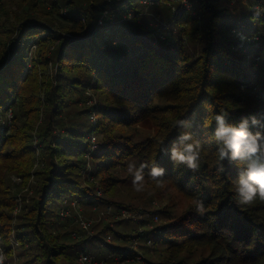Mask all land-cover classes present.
Returning <instances> with one entry per match:
<instances>
[{"label": "trees", "instance_id": "trees-1", "mask_svg": "<svg viewBox=\"0 0 264 264\" xmlns=\"http://www.w3.org/2000/svg\"><path fill=\"white\" fill-rule=\"evenodd\" d=\"M141 1L48 0V8L59 11L64 26L56 28L39 14H16L11 28L0 23L2 249L12 257L9 239L17 197L11 185L22 192L33 177L29 205L26 197L31 195H23L27 202L20 216L24 223L17 226L22 229L16 232L19 246H34L38 253L31 262L36 264H74L79 253L64 242L70 234H56L49 227L60 221L68 201L111 208L115 214L143 209L119 194V184L124 186L128 178L127 164L135 162L146 163V173L154 165L163 167L164 185L189 201H203L207 211L200 215L189 206L175 217L166 210L143 209L137 235H122L110 223L100 233L111 231L114 239L123 236L127 242L149 239L158 260L149 258L150 251L145 254L154 264H264V202L236 203L234 182L243 165L219 162L212 137L214 115L221 110L233 124L264 113V37L259 44L241 43L232 34L233 29L247 36L264 32V17L252 21L248 11L264 0H187L191 9L182 0H149L150 5ZM21 2L32 10L40 4ZM232 2L237 5L231 8ZM116 7L120 23L106 19L90 32L92 21ZM0 13L8 16L2 0ZM129 13L134 20L123 21ZM148 14L161 16L177 33L158 38L157 31L145 25L153 20ZM63 33L83 37L70 40ZM92 96L100 104L86 107ZM9 111L12 117L6 125ZM193 117V126L186 130L202 142L195 172L175 164L162 150L177 140L175 120ZM148 125L155 131L145 135L140 128ZM93 136L98 137L95 144ZM98 145L106 152L95 158ZM147 185L157 184L149 179ZM150 213L163 215V223L156 225ZM123 222L129 227L134 223L119 224ZM115 252L133 253L128 247Z\"/></svg>", "mask_w": 264, "mask_h": 264}, {"label": "rangeland", "instance_id": "rangeland-1", "mask_svg": "<svg viewBox=\"0 0 264 264\" xmlns=\"http://www.w3.org/2000/svg\"><path fill=\"white\" fill-rule=\"evenodd\" d=\"M5 6L6 11L8 12V16L2 15L0 13V23L6 24L8 28H11V25L16 24L17 19H15L16 14L21 15L22 17L27 16H36L39 14V17L43 21H50L53 22L54 27L60 28L64 26V20L59 11H53L49 7L48 0H39L40 4L37 9L32 10L31 7L27 3H22L21 0H2ZM95 3H105L107 0H93ZM236 2L238 0H235ZM142 3L151 4L149 0H142ZM235 3H230L229 6L232 8ZM87 5L85 2L83 5ZM237 5V4H236ZM235 5V6H236ZM51 12V15H47L46 12ZM60 13H63L60 12ZM146 17V16H145ZM144 17V18H145ZM147 17H151L153 20H150L149 23L145 24L148 29L152 31H157L156 35L159 38L160 35H163V38L166 39L167 35H173V33H177L173 30V26H169L167 29H164V26H167L166 23L161 21V16L148 14ZM48 18V19H47ZM159 29H162L161 32H158ZM86 31V30H85ZM65 34V33H63ZM74 36L71 40H79L83 36L74 35L73 33H66L65 36L69 38V36ZM85 35V34H83ZM187 41V40H186ZM258 46V45H257ZM256 46V47H257ZM33 51V49H32ZM91 94V93H90ZM83 104V103H82ZM100 103L97 102L96 97L92 96V98L87 100L86 107L92 108L93 106L99 105ZM12 114L9 111L7 114V119L4 120L5 124L8 125L9 119L11 120ZM140 131L146 135L154 133V127L148 125L146 129L140 128ZM98 141V137L96 143ZM105 149L98 145L93 153L95 158H99L101 155L105 153ZM128 174V172H127ZM127 175H123L122 179H126ZM20 180V179H19ZM18 180V182H20ZM15 181V179H14ZM17 181V179H16ZM29 186H27L22 192H19L20 189L15 187L14 182L11 185V192L13 195H16L17 199H19L20 211L16 212L17 204L14 207L13 214H12V221H11V229L13 233L10 236L9 244L12 247L13 254L12 257H9L5 252L7 259L5 260L4 264H36V261H32L31 259L37 255L34 246L30 243L26 242L25 248H21L19 246V241L16 239V232L22 231L21 228L17 227L20 224L24 223L22 220L20 221V216L23 213V208L25 207L24 201L25 198L23 195H31L30 197L27 196V204L29 205L32 200V187L36 184L34 178L30 179ZM85 186H89V183H86ZM17 188V190H16ZM96 192L99 191V187L97 186L95 189ZM157 191V192H156ZM101 194H98L101 197H104L103 191H100ZM119 194L128 196V199L132 202L140 203L142 206L140 208L151 210V211H168L171 213L172 216L178 217L180 213L184 212L188 209V207H193V202L189 201L182 195H180L177 191L168 188L166 185L163 187L159 185L155 186H148L147 184L141 191H136L131 185V177L125 181V185L119 184ZM16 199V201H17ZM142 200V201H140ZM25 202V203H26ZM73 203H76L75 206ZM72 205V206H71ZM66 209L64 215L58 217L60 220L56 225H51L49 230L53 233H69L70 238L69 240H65V244L70 245L73 247L74 251H78L79 255L75 259L74 264H79V256L81 254H89L92 257V262L90 264H154L148 260L145 251H150L149 258L151 257L153 261H157L158 257L153 250V242L145 241V238L136 239L135 237L130 239L128 242L123 238V236L117 240L113 238V234L111 231H106L100 233L103 230V227L106 223H110V228L116 231H119L125 234L127 231L130 232L133 236L140 233L141 228L139 227V222L144 219V216L140 214V211H144L143 209L135 211V212H128L126 210H122L120 214H115V210L111 208H107L108 211L104 210L103 208H96L95 205H87L85 202L79 205V201L76 200L75 202L68 201V204H64L62 209ZM126 215H123V213ZM145 212V211H144ZM157 213V212H156ZM152 214L149 216H154L157 219L156 225H161L163 223L161 214ZM83 219L85 222H90L91 226L87 229H82L83 227L80 224V220ZM133 221V226L129 227L128 224L123 222L119 224L121 221ZM155 220V219H154ZM116 222V223H114ZM127 224V225H126ZM131 224V223H130ZM138 224V225H137ZM154 225V224H151ZM131 226V225H130ZM2 227V223L0 222V230ZM76 236H73V234ZM142 244L145 245V248H141ZM3 245V241L0 240V246ZM3 246H1L2 248ZM120 247H128V249L132 250L133 253L130 255L122 256L118 255L115 252V249ZM23 251V252H22ZM22 253V254H21ZM56 264H66L63 260H57Z\"/></svg>", "mask_w": 264, "mask_h": 264}, {"label": "clouds", "instance_id": "clouds-1", "mask_svg": "<svg viewBox=\"0 0 264 264\" xmlns=\"http://www.w3.org/2000/svg\"><path fill=\"white\" fill-rule=\"evenodd\" d=\"M248 11L251 13L252 21L260 20L264 17V4H252ZM232 34L241 43L259 44L264 37V32L259 31L247 36L233 29ZM194 119L195 117L192 120L176 119L173 126L179 129L177 140L170 148L162 149L175 164L184 165L193 172L200 168L202 150V142L186 130L193 126ZM214 123L212 137L217 145L218 161L238 162L243 165L234 182L236 203L251 205L257 199L264 202V131L252 130L253 128H264V113L260 118L244 117L238 123L233 124L228 120V113L221 110L214 115ZM148 168L146 163H140L139 166L135 162L127 164L131 185L136 191L143 190L149 179L161 187L164 186L165 169L154 165L146 173L145 169ZM221 170H223L222 163ZM193 206L200 215L207 211L201 200H193ZM6 259L4 250L0 248V264H4ZM81 264H87L86 257H82Z\"/></svg>", "mask_w": 264, "mask_h": 264}, {"label": "built area", "instance_id": "built-area-1", "mask_svg": "<svg viewBox=\"0 0 264 264\" xmlns=\"http://www.w3.org/2000/svg\"><path fill=\"white\" fill-rule=\"evenodd\" d=\"M120 0H107L106 2H108V3H114V2H119ZM182 2H183V4L185 5V6H187L189 9H191L192 8V5L187 1V0H182ZM145 3H147V2H145ZM120 7H116V8H114V9H111V10H105L103 13H102V16L97 20V21H92V23H91V28H90V32H94V31H96L97 29H98V27H100V26H103V25H105V23L107 22L106 21V19H108V23H111V24H114V23H116V22H118V23H120L121 21H116V18L118 17V15L120 14ZM173 11H175V7H173ZM134 20V17H133V15L131 14V13H129V14H126V15H124V17H123V21H133ZM168 28V26H164V29H167ZM162 31V29H159L158 30V32H161ZM238 32V31H237ZM74 36H69V38L68 39H71V38H73ZM160 38H162V39H164L163 38V35H160ZM252 43H254V44H256L255 42H252ZM259 60V58L257 59V61ZM89 95H90V93H89ZM90 119H91V121L93 122V123H95L96 122V116H95V113H92V115L90 116ZM96 140H97V138L95 137V136H93L92 138H91V141H92V143H96ZM32 179H33V177H32ZM99 194H101L100 192H99ZM75 202V201H74ZM16 204H17V207H16V212H19L20 211V205H19V199H17V201H16ZM65 204H68V202H65ZM75 204L76 203H73V205L75 206ZM80 205V204H79ZM72 206V205H71ZM65 212H66V209L64 208V209H62V211H61V215H64L65 214ZM126 213L127 212H125V213H123V215H126ZM80 224H81V226L83 227L82 229H87L88 227H90L91 226V223L90 222H85V220H83V219H81L80 220ZM73 236H76V234L74 233L73 234ZM149 243H150V241H149ZM0 248H1V246H0ZM82 257H86L87 258V264H90L91 262H92V257L91 256H89V254H81L80 256H79V264H81V260H82Z\"/></svg>", "mask_w": 264, "mask_h": 264}, {"label": "water", "instance_id": "water-1", "mask_svg": "<svg viewBox=\"0 0 264 264\" xmlns=\"http://www.w3.org/2000/svg\"><path fill=\"white\" fill-rule=\"evenodd\" d=\"M73 38L75 39V37H73ZM71 39H72V38H71ZM71 39H70V40H71Z\"/></svg>", "mask_w": 264, "mask_h": 264}]
</instances>
